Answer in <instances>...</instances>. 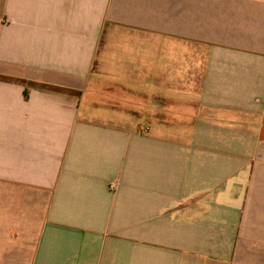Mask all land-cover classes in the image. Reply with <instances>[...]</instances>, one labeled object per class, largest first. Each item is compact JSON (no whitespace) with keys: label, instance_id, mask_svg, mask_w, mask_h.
Instances as JSON below:
<instances>
[{"label":"crops","instance_id":"obj_1","mask_svg":"<svg viewBox=\"0 0 264 264\" xmlns=\"http://www.w3.org/2000/svg\"><path fill=\"white\" fill-rule=\"evenodd\" d=\"M0 264H264V0H0Z\"/></svg>","mask_w":264,"mask_h":264}]
</instances>
